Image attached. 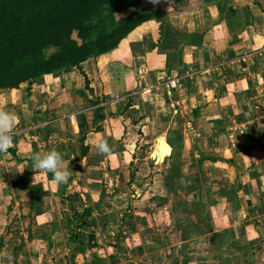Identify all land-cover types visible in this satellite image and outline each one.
Wrapping results in <instances>:
<instances>
[{
	"label": "crops",
	"instance_id": "obj_1",
	"mask_svg": "<svg viewBox=\"0 0 264 264\" xmlns=\"http://www.w3.org/2000/svg\"><path fill=\"white\" fill-rule=\"evenodd\" d=\"M145 5L158 17L113 50L0 89L18 116L0 154V264H264V10ZM49 151L69 162L58 188L33 180L28 154Z\"/></svg>",
	"mask_w": 264,
	"mask_h": 264
},
{
	"label": "trees",
	"instance_id": "obj_2",
	"mask_svg": "<svg viewBox=\"0 0 264 264\" xmlns=\"http://www.w3.org/2000/svg\"><path fill=\"white\" fill-rule=\"evenodd\" d=\"M142 1L0 0V89L113 50L138 25L158 17L159 9H140ZM254 2L264 10V0Z\"/></svg>",
	"mask_w": 264,
	"mask_h": 264
},
{
	"label": "clouds",
	"instance_id": "obj_3",
	"mask_svg": "<svg viewBox=\"0 0 264 264\" xmlns=\"http://www.w3.org/2000/svg\"><path fill=\"white\" fill-rule=\"evenodd\" d=\"M153 5L159 4L161 0H148ZM169 3L170 0H167ZM18 123V116L15 113L4 111L0 108V154H6L13 145L12 132ZM95 149L103 154H111V149L106 141L98 140L94 143ZM28 158L32 161L34 169L33 180L36 179V173H51V183L57 188L67 183L69 178L68 163L63 160L62 154L58 151H49L46 153L30 152ZM9 264H12V255L6 254Z\"/></svg>",
	"mask_w": 264,
	"mask_h": 264
},
{
	"label": "bare ground",
	"instance_id": "obj_4",
	"mask_svg": "<svg viewBox=\"0 0 264 264\" xmlns=\"http://www.w3.org/2000/svg\"><path fill=\"white\" fill-rule=\"evenodd\" d=\"M169 152H170L169 146L165 143L163 139H161L157 152L155 153V155H157V160L162 161L164 156L169 154Z\"/></svg>",
	"mask_w": 264,
	"mask_h": 264
},
{
	"label": "built area",
	"instance_id": "obj_5",
	"mask_svg": "<svg viewBox=\"0 0 264 264\" xmlns=\"http://www.w3.org/2000/svg\"><path fill=\"white\" fill-rule=\"evenodd\" d=\"M262 54H264V48L261 49ZM249 54L247 53L246 55H242L241 59L244 61L246 57H248ZM168 84V88L170 89H174L177 87V85L180 84V80L178 78H172V79H168V81H166Z\"/></svg>",
	"mask_w": 264,
	"mask_h": 264
},
{
	"label": "rangeland",
	"instance_id": "obj_6",
	"mask_svg": "<svg viewBox=\"0 0 264 264\" xmlns=\"http://www.w3.org/2000/svg\"><path fill=\"white\" fill-rule=\"evenodd\" d=\"M147 1H148V0H147ZM148 3H149V2H148ZM143 4H144V1H142L141 7H143V6L145 5V4H144V5H143ZM150 4H152V3H149V5H150ZM149 5L147 4V5H145V6L149 7ZM141 7H140V9H141Z\"/></svg>",
	"mask_w": 264,
	"mask_h": 264
},
{
	"label": "water",
	"instance_id": "obj_7",
	"mask_svg": "<svg viewBox=\"0 0 264 264\" xmlns=\"http://www.w3.org/2000/svg\"><path fill=\"white\" fill-rule=\"evenodd\" d=\"M129 147H130V150H132V148L134 147V144L130 143Z\"/></svg>",
	"mask_w": 264,
	"mask_h": 264
}]
</instances>
